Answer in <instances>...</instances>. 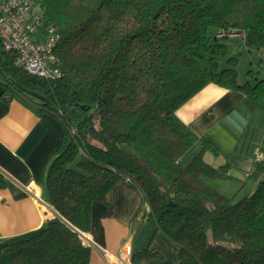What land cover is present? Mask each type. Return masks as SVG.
Masks as SVG:
<instances>
[{
    "label": "trees",
    "instance_id": "16d2710c",
    "mask_svg": "<svg viewBox=\"0 0 264 264\" xmlns=\"http://www.w3.org/2000/svg\"><path fill=\"white\" fill-rule=\"evenodd\" d=\"M36 3L60 33L61 75L30 73L0 41V81L64 123L42 180L58 214L2 244L0 264H90L91 247L69 223L88 230L92 202L126 177L178 245L176 264H264V161L248 176L254 190L235 199L212 182L230 177L228 164L205 159L218 147L176 114L210 82L243 91L239 107L264 106V78L240 83L239 57L220 35L245 30L239 42L264 51V0ZM74 107L80 117L70 114Z\"/></svg>",
    "mask_w": 264,
    "mask_h": 264
},
{
    "label": "crops",
    "instance_id": "0c3cea01",
    "mask_svg": "<svg viewBox=\"0 0 264 264\" xmlns=\"http://www.w3.org/2000/svg\"><path fill=\"white\" fill-rule=\"evenodd\" d=\"M243 48L247 56L242 55V66L239 58L238 79L255 84L264 78V51ZM250 70L256 73L250 76ZM244 98L241 90L210 82L176 110L192 130L218 147L219 154L206 151L205 159L216 167L229 165L230 177L214 179L213 184L223 191L228 185L240 188L242 195L257 185L248 177L257 149L264 161V106L239 107ZM64 129L58 116L13 95L0 81V169L6 178L0 187V246L30 236L57 212L46 199L42 180ZM150 213L142 191L123 179L105 200L93 201L85 230L94 242L90 264H176L178 245ZM260 218L264 223V210Z\"/></svg>",
    "mask_w": 264,
    "mask_h": 264
},
{
    "label": "built area",
    "instance_id": "2783aa9c",
    "mask_svg": "<svg viewBox=\"0 0 264 264\" xmlns=\"http://www.w3.org/2000/svg\"><path fill=\"white\" fill-rule=\"evenodd\" d=\"M227 34L246 38V31H222ZM60 33L54 23H47L43 9L36 0H0V41L2 46L13 51L15 64L32 74L46 77L61 75L55 52ZM260 149L256 150V160L262 159ZM130 182L131 178L126 177ZM37 195V194H36ZM40 199V197L37 195ZM41 200V199H40ZM56 212L54 214L57 215ZM80 235L83 242L91 246L93 240L85 230L69 223Z\"/></svg>",
    "mask_w": 264,
    "mask_h": 264
},
{
    "label": "rangeland",
    "instance_id": "374dc122",
    "mask_svg": "<svg viewBox=\"0 0 264 264\" xmlns=\"http://www.w3.org/2000/svg\"><path fill=\"white\" fill-rule=\"evenodd\" d=\"M226 42L228 43L229 53L232 55L238 56L240 58L239 64H241V66H242L244 63H243V60H241V57H242V55L247 56L246 55V49L243 48L244 46L241 43H238L239 39H237V37L226 38ZM225 191L228 195H236L237 194L235 196L236 197L235 199H238L240 197V195L242 196L241 193H237L236 188L234 189V186H232V185H228L227 189Z\"/></svg>",
    "mask_w": 264,
    "mask_h": 264
},
{
    "label": "water",
    "instance_id": "95a60500",
    "mask_svg": "<svg viewBox=\"0 0 264 264\" xmlns=\"http://www.w3.org/2000/svg\"><path fill=\"white\" fill-rule=\"evenodd\" d=\"M70 114L74 117H80L81 116V112H79L78 108L74 107L70 110ZM169 202L171 203V201L169 200Z\"/></svg>",
    "mask_w": 264,
    "mask_h": 264
}]
</instances>
